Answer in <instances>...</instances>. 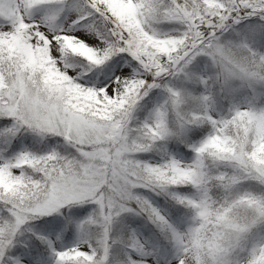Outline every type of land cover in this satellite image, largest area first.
<instances>
[{
    "label": "snow or ice",
    "instance_id": "obj_1",
    "mask_svg": "<svg viewBox=\"0 0 264 264\" xmlns=\"http://www.w3.org/2000/svg\"><path fill=\"white\" fill-rule=\"evenodd\" d=\"M0 264H264V0H0Z\"/></svg>",
    "mask_w": 264,
    "mask_h": 264
}]
</instances>
